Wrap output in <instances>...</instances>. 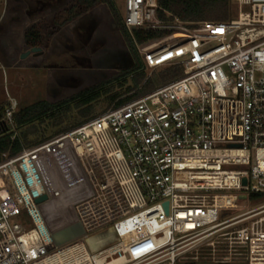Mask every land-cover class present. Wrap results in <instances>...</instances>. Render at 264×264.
Masks as SVG:
<instances>
[{
  "label": "built area",
  "instance_id": "2783aa9c",
  "mask_svg": "<svg viewBox=\"0 0 264 264\" xmlns=\"http://www.w3.org/2000/svg\"><path fill=\"white\" fill-rule=\"evenodd\" d=\"M235 2L228 22L186 24L160 19L158 0H125L130 33H182L139 49L145 68L183 74L3 155L0 264H96L91 240L107 232L123 264H264V202L251 203L264 197V0Z\"/></svg>",
  "mask_w": 264,
  "mask_h": 264
},
{
  "label": "rangeland",
  "instance_id": "374dc122",
  "mask_svg": "<svg viewBox=\"0 0 264 264\" xmlns=\"http://www.w3.org/2000/svg\"><path fill=\"white\" fill-rule=\"evenodd\" d=\"M29 1L0 0V108L15 104L17 112L38 102L57 103L133 65L107 5L58 28L56 20L61 21L62 12L77 0H33L37 1L35 5ZM114 2L124 18L125 0ZM31 28L39 30L44 39L39 53H30L32 48L25 44V35ZM159 71L146 69L147 77ZM104 108V103L97 106L98 112ZM243 212L222 214L228 219ZM227 230L230 229L223 232ZM99 234L95 235L101 240L95 246L96 263H124L123 249L117 244L108 246L111 232Z\"/></svg>",
  "mask_w": 264,
  "mask_h": 264
},
{
  "label": "trees",
  "instance_id": "16d2710c",
  "mask_svg": "<svg viewBox=\"0 0 264 264\" xmlns=\"http://www.w3.org/2000/svg\"><path fill=\"white\" fill-rule=\"evenodd\" d=\"M100 5H107L129 53L133 65L116 77L99 83L68 99L57 103L38 102L20 108L15 115V127L3 123L6 108H0V162L3 155L14 157L24 149L33 148L52 138L82 126L100 115L127 104L145 94L161 88L181 76V69L168 67L147 77L139 49H149L167 43L182 35L172 29L134 28L130 33L114 0H77L56 20L63 28L83 17ZM158 16L164 21L178 19L182 23L228 22L236 16L235 0H158ZM167 14L170 15L168 17ZM41 32L31 28L25 35L29 48L43 47ZM105 108L98 112L97 106ZM264 197L252 196V205L263 203Z\"/></svg>",
  "mask_w": 264,
  "mask_h": 264
},
{
  "label": "water",
  "instance_id": "95a60500",
  "mask_svg": "<svg viewBox=\"0 0 264 264\" xmlns=\"http://www.w3.org/2000/svg\"><path fill=\"white\" fill-rule=\"evenodd\" d=\"M40 51H41L40 48H32L31 51H30V53H31V52H32V53H39ZM245 183H246V180H244V184H245ZM46 200H47V197H46V196H43V197L39 198V199L36 201V203H37V204H40V203L45 202ZM167 207H168V205L166 204V205H165L166 210H167Z\"/></svg>",
  "mask_w": 264,
  "mask_h": 264
},
{
  "label": "bare ground",
  "instance_id": "6f19581e",
  "mask_svg": "<svg viewBox=\"0 0 264 264\" xmlns=\"http://www.w3.org/2000/svg\"><path fill=\"white\" fill-rule=\"evenodd\" d=\"M91 242H92V246H99L100 244H101V240H100V238H98V237H95V238H92V240H91ZM119 246V248L120 249H123L122 248V246H120V245H118ZM96 261V260H95ZM97 264V263H96ZM123 264V263H122Z\"/></svg>",
  "mask_w": 264,
  "mask_h": 264
},
{
  "label": "crops",
  "instance_id": "0c3cea01",
  "mask_svg": "<svg viewBox=\"0 0 264 264\" xmlns=\"http://www.w3.org/2000/svg\"><path fill=\"white\" fill-rule=\"evenodd\" d=\"M29 2H31L34 5L37 4V1L30 0ZM28 49H29V47H28Z\"/></svg>",
  "mask_w": 264,
  "mask_h": 264
}]
</instances>
